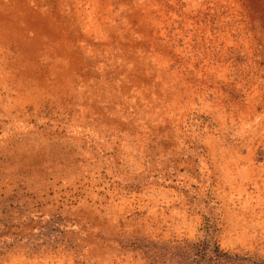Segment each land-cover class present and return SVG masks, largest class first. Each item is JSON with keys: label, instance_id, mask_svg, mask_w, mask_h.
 Instances as JSON below:
<instances>
[{"label": "rangeland", "instance_id": "obj_1", "mask_svg": "<svg viewBox=\"0 0 264 264\" xmlns=\"http://www.w3.org/2000/svg\"><path fill=\"white\" fill-rule=\"evenodd\" d=\"M0 264H264V0H0Z\"/></svg>", "mask_w": 264, "mask_h": 264}, {"label": "trees", "instance_id": "obj_2", "mask_svg": "<svg viewBox=\"0 0 264 264\" xmlns=\"http://www.w3.org/2000/svg\"><path fill=\"white\" fill-rule=\"evenodd\" d=\"M214 251H216L218 254L216 255V258L215 259H221L220 257H222V256H225L226 258H230V255H228V254H223V255H220L221 253H220V251H219V247H218V245L217 244H215V249H214Z\"/></svg>", "mask_w": 264, "mask_h": 264}]
</instances>
